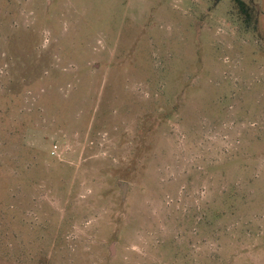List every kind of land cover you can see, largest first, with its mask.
<instances>
[{"label": "rangeland", "instance_id": "1", "mask_svg": "<svg viewBox=\"0 0 264 264\" xmlns=\"http://www.w3.org/2000/svg\"><path fill=\"white\" fill-rule=\"evenodd\" d=\"M240 1L0 0V264H264Z\"/></svg>", "mask_w": 264, "mask_h": 264}, {"label": "trees", "instance_id": "2", "mask_svg": "<svg viewBox=\"0 0 264 264\" xmlns=\"http://www.w3.org/2000/svg\"><path fill=\"white\" fill-rule=\"evenodd\" d=\"M236 5H237V9L240 13V15H242V19L243 22L247 25L250 24V22L253 20V12H252V7L245 4L243 1L240 0H234ZM256 21V19H255Z\"/></svg>", "mask_w": 264, "mask_h": 264}]
</instances>
